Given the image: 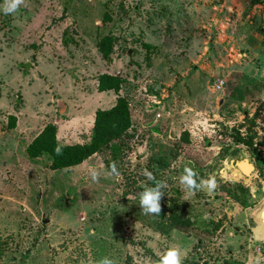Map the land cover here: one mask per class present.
I'll return each instance as SVG.
<instances>
[{
	"label": "rangeland",
	"instance_id": "374dc122",
	"mask_svg": "<svg viewBox=\"0 0 264 264\" xmlns=\"http://www.w3.org/2000/svg\"><path fill=\"white\" fill-rule=\"evenodd\" d=\"M99 73L118 76V91H98ZM117 95L129 127L81 165L26 154L46 123L59 143L87 142L94 111ZM241 149L246 176L231 166ZM186 167L217 187L190 194ZM145 170L167 184L159 216L139 206ZM169 247L182 264H264V0H25L0 11V264H158Z\"/></svg>",
	"mask_w": 264,
	"mask_h": 264
},
{
	"label": "trees",
	"instance_id": "16d2710c",
	"mask_svg": "<svg viewBox=\"0 0 264 264\" xmlns=\"http://www.w3.org/2000/svg\"><path fill=\"white\" fill-rule=\"evenodd\" d=\"M65 31L62 32V35ZM110 38L104 36L97 42V49L102 57L108 55ZM96 89L98 91L119 89L120 78L108 73H99L96 77ZM8 125L13 127L15 116L8 114ZM130 125V116L127 103L124 97L117 95L114 103L105 109H96L93 114L90 136L87 142L63 144L59 143L55 137V127L51 123L42 126L37 134L26 144L25 152L29 157H37L41 153H46L50 157L49 166L51 169L71 167L79 164L90 155L106 148L112 140L117 139ZM235 142H242L241 137L235 136ZM249 142L246 141L248 145ZM58 145H64L63 151L57 155L54 149ZM154 186L153 181H149V187ZM170 209L171 219L180 220L179 213L174 208ZM181 221V220H180ZM181 223V222H179ZM177 224L175 227L180 228Z\"/></svg>",
	"mask_w": 264,
	"mask_h": 264
},
{
	"label": "clouds",
	"instance_id": "9594fccd",
	"mask_svg": "<svg viewBox=\"0 0 264 264\" xmlns=\"http://www.w3.org/2000/svg\"><path fill=\"white\" fill-rule=\"evenodd\" d=\"M21 6H25V0H3V4L0 5V11H3L4 14H14L19 11ZM64 145H58L54 151L57 155H60L63 151ZM88 175L90 176L93 182H98L100 178V171L95 167H90L88 169ZM109 176H117L119 172L116 168L115 163L110 166ZM144 175L148 181H153L154 186H145L144 191L140 193L139 206L145 215H154L159 216L161 208V199L164 196V191L167 187L165 181L156 180L155 176L145 170ZM198 173L190 167L184 169V174L180 176V184L192 195L195 194L197 190L207 189L209 193L212 192L217 187L216 180L214 177L201 180L200 183H197L196 177ZM186 253L182 255V250L179 247H169L165 252L160 256L158 264H182L183 259L185 258ZM97 264H116V261L103 257L97 262Z\"/></svg>",
	"mask_w": 264,
	"mask_h": 264
},
{
	"label": "water",
	"instance_id": "95a60500",
	"mask_svg": "<svg viewBox=\"0 0 264 264\" xmlns=\"http://www.w3.org/2000/svg\"><path fill=\"white\" fill-rule=\"evenodd\" d=\"M239 155H240V159L232 161L231 166L233 168H236V170H238V172L242 176H246L245 174L248 172L247 171V167H250L251 170L253 169L252 159H251L250 155L246 151H244L242 149L239 150ZM241 159H246L248 161V163L246 164L247 166L245 168H243V169H241V167L238 165V162H240Z\"/></svg>",
	"mask_w": 264,
	"mask_h": 264
},
{
	"label": "built area",
	"instance_id": "2783aa9c",
	"mask_svg": "<svg viewBox=\"0 0 264 264\" xmlns=\"http://www.w3.org/2000/svg\"><path fill=\"white\" fill-rule=\"evenodd\" d=\"M214 80H215V82H214V85H213V90L218 91V90L221 89V86L223 84V80L218 78V77L215 78ZM158 117H160V113L158 111H156L154 113V118H158Z\"/></svg>",
	"mask_w": 264,
	"mask_h": 264
},
{
	"label": "bare ground",
	"instance_id": "6f19581e",
	"mask_svg": "<svg viewBox=\"0 0 264 264\" xmlns=\"http://www.w3.org/2000/svg\"><path fill=\"white\" fill-rule=\"evenodd\" d=\"M247 163H248V161L246 159H243L240 162H238V165L241 167V169H243L247 166L246 165ZM249 170H251V168L247 167V171H249ZM245 175H247V173Z\"/></svg>",
	"mask_w": 264,
	"mask_h": 264
},
{
	"label": "crops",
	"instance_id": "0c3cea01",
	"mask_svg": "<svg viewBox=\"0 0 264 264\" xmlns=\"http://www.w3.org/2000/svg\"><path fill=\"white\" fill-rule=\"evenodd\" d=\"M86 159H88V157ZM86 159H84L82 162H80L79 164H76V165H81V163H83ZM76 165H74V166H76Z\"/></svg>",
	"mask_w": 264,
	"mask_h": 264
}]
</instances>
